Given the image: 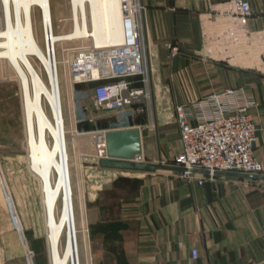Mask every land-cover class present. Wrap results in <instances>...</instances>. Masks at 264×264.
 <instances>
[{"label": "crops", "instance_id": "0c3cea01", "mask_svg": "<svg viewBox=\"0 0 264 264\" xmlns=\"http://www.w3.org/2000/svg\"><path fill=\"white\" fill-rule=\"evenodd\" d=\"M139 1L151 11H158L161 16L158 22L163 31L169 24L168 18L174 27L173 33L177 34V27H191L190 38L194 42L193 46L195 45L194 52L199 57L197 65L191 66L190 69L181 67L170 72V81L166 85H170L173 92L169 97L153 92L154 103L161 101L162 104V100L166 99L169 105H184L190 113V122L195 124L200 109L193 107L194 102L225 88L242 89V103L248 106L247 113L257 129L254 156L264 168V61L237 64L234 65L236 68H229L228 63L203 61L200 57L202 39L199 14L227 0ZM248 1L253 15L247 28L250 31H264V0ZM1 4L3 10L0 8V28H7L11 25V19L7 21L6 18L7 2H4L5 6ZM77 8L83 9L85 25H91V30L94 31L93 36L84 38L98 45L122 40L125 30L122 0H84ZM145 21L147 23L146 15H143L144 30ZM178 36L174 34L173 43H177ZM147 39L146 33L148 59ZM51 64L53 66V62ZM231 71H236L237 81L230 85L222 75ZM51 83L54 86L53 81ZM158 83L164 85L160 80ZM144 126L145 123H131L108 129L138 127L143 146L140 160L156 162L154 159H145L150 152V145L144 144ZM96 132L91 131L95 145ZM89 133L90 131L79 133L72 129L70 136ZM164 134L165 132L161 134L160 145L157 141L158 148H161L164 156L172 157L180 151V131L173 149L163 145L167 142ZM93 156L95 169L100 173V177L110 181L105 184H116L118 188L127 184V188L131 189H125V194L118 200L119 214L115 220L119 226L114 228L113 222H110L108 231H99L100 240L95 243V256L91 264H264V181L218 175L209 177L199 173L185 179L178 176V173L162 170L154 173L108 170L99 166L97 148ZM28 159L30 168L41 181L50 264H82L78 250L76 208L70 185V166L58 168L57 164L55 167L54 164L42 163L33 158L32 152ZM105 184L103 187L107 186ZM99 191L104 192V189ZM3 199L6 208L3 205L4 209L0 210V264H28L25 255L29 248L27 234H31V231L24 227L21 211L8 208L5 195ZM70 209L73 217L76 261L72 258L70 247ZM101 213L99 209L96 216L102 224L104 221L101 219ZM62 230H65V243L60 251ZM107 236V244H104L102 240ZM191 249L198 251L196 259L191 258ZM34 260L33 258V264H36Z\"/></svg>", "mask_w": 264, "mask_h": 264}, {"label": "rangeland", "instance_id": "374dc122", "mask_svg": "<svg viewBox=\"0 0 264 264\" xmlns=\"http://www.w3.org/2000/svg\"><path fill=\"white\" fill-rule=\"evenodd\" d=\"M48 3L53 33L58 36L61 33H71L74 24L71 16L73 14L72 9L74 10V0H48ZM144 8V17L146 15L147 19L145 32L147 33V41H149L147 62L151 65V99H145L143 102L125 109L118 111L101 109L93 100L90 85L71 82L67 70V61L78 48L90 45L92 42L90 39L78 36L69 41L67 39L55 41L54 46L57 54L54 59L47 57L38 8H32L31 19L34 23V35L41 45L43 55L28 56L30 63L28 68L23 66L20 60L16 64L12 62L10 55L7 59L0 58V210L5 207L3 199V195H5L8 208L21 211L24 227L31 231V234H27L28 246L34 252L36 264H50V260L46 243L41 181L39 176L30 168L28 157L31 152L33 158H37L42 163L54 164V166L57 164L58 168L70 165L77 215L78 250L82 264L92 263L95 256V243L100 240L99 231H105V229L108 231L110 222H113L114 228L119 226L115 220L119 214L118 200L125 194V189H131L129 186L127 188V184L122 186L123 189L118 188L116 184L108 186L109 179L100 177V173L95 169V157L93 155L96 151V145L92 142L91 131H102L131 123H145L143 127L144 144L150 145V152L145 159L157 161L160 159L166 164H173V156L175 155L172 157L164 156L161 148H158L157 141L160 145L161 134L165 132L167 142L163 145L168 149L175 147L174 143L179 133L175 105H169L166 99L162 100V104L161 101L155 104L153 92L163 97H169L170 93L173 92L171 86L166 85L170 81V72L181 67L190 69L191 66L197 65V61H199L197 58L199 59V57L194 52L195 45L193 46L194 42L190 38L191 27H177L178 36L173 33L174 27L168 18L169 24L163 31L159 26L158 21L161 16L158 11H151L145 6ZM76 11L79 17L81 16L85 29L91 30V25H85L84 11L82 9ZM91 13L94 15L93 12ZM1 14L3 15V13ZM60 19L64 20L61 21ZM192 28L194 32V27L192 26ZM174 34L178 36V38L175 37L178 40L177 43H173ZM90 35L92 34H87L88 37ZM167 43L177 46L178 50L174 56H171V49L168 48ZM56 59H58L61 78L62 102L66 107L63 105L64 129L60 133L52 134L36 121L33 122L32 128H28L21 81L27 79L31 82L32 74H38L43 78L47 89H55L48 78L47 70ZM232 67L236 68L233 64H229V68ZM222 77L223 79L225 77L230 85L237 81L236 71L225 72ZM158 79L164 83L163 86L166 88L158 83ZM156 86L160 87L157 88ZM41 106L48 118L53 121L44 95L41 97ZM20 108L21 110H19ZM72 129L79 133L89 131L90 133L73 137L70 136ZM77 134L74 133V135ZM60 148L63 151H60ZM178 176L185 179L192 177L180 173ZM104 184L107 186L103 187ZM99 189H104V192L100 193ZM99 209L102 212L103 223H108V225L98 221L96 214ZM60 236L61 251L65 243V230L60 232ZM107 239L108 236L102 242L107 244L105 243L108 241Z\"/></svg>", "mask_w": 264, "mask_h": 264}, {"label": "built area", "instance_id": "2783aa9c", "mask_svg": "<svg viewBox=\"0 0 264 264\" xmlns=\"http://www.w3.org/2000/svg\"><path fill=\"white\" fill-rule=\"evenodd\" d=\"M123 18L128 24L120 43L82 46L67 61L72 83L90 85L95 104L107 111H118L150 99V66L144 52V5L139 0H122ZM140 4V5H139ZM253 12L248 0H227L199 14L202 39L201 58L228 64L264 61V31L247 28ZM171 56L177 46L167 43ZM243 90L225 88L207 94L193 107L200 109L192 124L184 105L175 107L180 131V151L173 164L191 169H205L209 177L215 171L264 174L254 156L256 127L242 103ZM201 108L203 110H201ZM104 131L97 138L99 157L106 154ZM140 160V156H137ZM191 176V173H184ZM28 264L34 252L26 250ZM192 259L198 257L190 250Z\"/></svg>", "mask_w": 264, "mask_h": 264}, {"label": "bare ground", "instance_id": "6f19581e", "mask_svg": "<svg viewBox=\"0 0 264 264\" xmlns=\"http://www.w3.org/2000/svg\"><path fill=\"white\" fill-rule=\"evenodd\" d=\"M5 1L7 2L6 18L7 21L11 19V25H9V27L7 28L5 27L0 28V58L3 57L4 59H7L8 55H10L12 62H14L15 64L17 63L18 60H20L21 61L20 63L23 64V66H25L26 68H28L30 67L28 56L43 55V50L41 48V45H39L34 35V30H33L34 23L32 22L31 19L32 8L35 9L38 8L40 10V22H41L40 25L42 29V39L45 45L47 57L50 59H54L57 54L54 46L55 41L62 39H67L69 41L74 38H77L78 36L84 38L87 36V34H92V36L94 35L93 30L89 31L85 29V27L82 24L83 20L81 19V16L79 17L78 12L76 11L78 9L76 7H78L79 4L82 5L84 0H74L73 3L74 10L72 9L73 11L72 22H74V24L72 25L73 31L66 35H60V36L55 35L52 31L48 0H10V2H8V0H0L2 6H5L4 4ZM125 26L127 31L129 26L126 23ZM143 35H144L143 37L144 52L146 55L145 30L143 32ZM121 41L116 43H120ZM116 43H108V44H116ZM92 45L100 46L102 44L98 45L92 43ZM47 72H48V78L50 82L53 81L55 89H47L43 78L38 74H32L31 82H29L27 79H22L21 81L23 102L25 107V118L29 129L32 128L33 122L36 121L39 125L47 129L50 133L57 134L64 129V125H65V121H64L65 116L63 111L64 104L62 102V90H61L62 88H61L60 72L58 68V59H56V61L53 62V66L49 67ZM42 95H44L47 99L53 121H51L48 118V116L45 114L41 106ZM59 107H60V112H59ZM99 133L100 131L94 133L96 137V142H97V138L101 135ZM60 151H63V149L60 148ZM70 185H71L72 197L75 203L74 190L71 180V171H70ZM68 212L70 214L71 209ZM72 222H73V217L72 214H70L68 216L70 247L72 249V258L74 261H76L75 235H74V228Z\"/></svg>", "mask_w": 264, "mask_h": 264}, {"label": "water", "instance_id": "95a60500", "mask_svg": "<svg viewBox=\"0 0 264 264\" xmlns=\"http://www.w3.org/2000/svg\"><path fill=\"white\" fill-rule=\"evenodd\" d=\"M99 134H101V131ZM103 134L106 154L98 160L99 166L103 169L137 173H154L162 170L180 174L199 173L209 175V171L205 169L187 170L175 164H166L160 159L157 162L137 159V156H140L143 152L141 131L138 127L108 129L104 130ZM213 175L264 181V174L215 171Z\"/></svg>", "mask_w": 264, "mask_h": 264}]
</instances>
